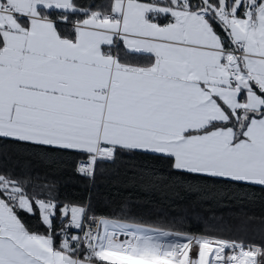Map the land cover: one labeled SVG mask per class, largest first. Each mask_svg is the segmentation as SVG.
<instances>
[{
    "label": "snow or ice",
    "instance_id": "6c2138e0",
    "mask_svg": "<svg viewBox=\"0 0 264 264\" xmlns=\"http://www.w3.org/2000/svg\"><path fill=\"white\" fill-rule=\"evenodd\" d=\"M3 140L45 166L86 156L92 182L118 152L160 157L181 177L133 165L143 187L242 206L264 188V0H0ZM30 183L0 171V264H264V243L89 215L90 197L61 207ZM37 211L46 233L20 216Z\"/></svg>",
    "mask_w": 264,
    "mask_h": 264
},
{
    "label": "trees",
    "instance_id": "16d2710c",
    "mask_svg": "<svg viewBox=\"0 0 264 264\" xmlns=\"http://www.w3.org/2000/svg\"><path fill=\"white\" fill-rule=\"evenodd\" d=\"M76 2L83 7L90 3L95 7L105 0ZM58 27L66 33L70 25L61 23ZM128 59L147 62L144 56ZM0 144L3 145L0 149V171L10 169L17 178L30 179L31 183L27 186L30 193L35 192L43 199H55L61 207L64 203L86 204L90 197L95 211L89 214L244 243H264V188L259 186L249 189L255 196L245 200L242 206L221 207L215 199H203L200 194L172 185L171 181L143 187L142 183L147 181H140L138 174L131 170L133 165L155 166L164 176L181 177L179 172H170L168 162L160 157L118 152L114 162L97 163L95 181L92 182L76 171L77 163L86 160V156L74 152L60 153L56 164L45 166L38 159L39 150L31 145L8 140L0 141ZM134 176L137 177L135 180ZM20 216L31 230L46 233L38 211L35 215L21 212ZM63 223L57 211L53 219L54 231H58ZM59 239H56L57 245Z\"/></svg>",
    "mask_w": 264,
    "mask_h": 264
},
{
    "label": "rangeland",
    "instance_id": "374dc122",
    "mask_svg": "<svg viewBox=\"0 0 264 264\" xmlns=\"http://www.w3.org/2000/svg\"><path fill=\"white\" fill-rule=\"evenodd\" d=\"M118 219V218H117ZM120 219V218H119ZM124 220V219H123ZM127 221V220H126ZM129 222V221H127ZM131 223H141V222H131ZM144 224V223H142ZM147 225V224H146ZM148 226H151V225H148ZM151 227H157V226H151ZM161 228V227H160ZM166 230H171V231H181V230H175V229H170V228H165ZM190 233V232H189ZM190 234H195V233H190ZM199 235H204V234H199ZM208 236V235H207ZM209 237H212V236H209ZM245 244H248V243H245Z\"/></svg>",
    "mask_w": 264,
    "mask_h": 264
},
{
    "label": "built area",
    "instance_id": "2783aa9c",
    "mask_svg": "<svg viewBox=\"0 0 264 264\" xmlns=\"http://www.w3.org/2000/svg\"><path fill=\"white\" fill-rule=\"evenodd\" d=\"M77 166H78V163H77ZM89 215H96V214H89ZM96 216H99V215H96ZM108 217V216H107ZM108 218H110V219H117V218H113V217H108ZM67 223V221L65 220L64 221V223L62 224V226L64 225V224H66ZM131 223V222H130ZM61 226V227H62ZM93 227H95V225H93ZM165 229V228H164ZM166 230V229H165Z\"/></svg>",
    "mask_w": 264,
    "mask_h": 264
},
{
    "label": "crops",
    "instance_id": "0c3cea01",
    "mask_svg": "<svg viewBox=\"0 0 264 264\" xmlns=\"http://www.w3.org/2000/svg\"><path fill=\"white\" fill-rule=\"evenodd\" d=\"M107 50V49H106Z\"/></svg>",
    "mask_w": 264,
    "mask_h": 264
}]
</instances>
